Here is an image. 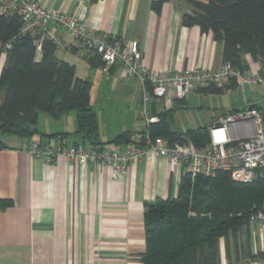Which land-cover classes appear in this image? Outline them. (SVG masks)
Returning a JSON list of instances; mask_svg holds the SVG:
<instances>
[{"label": "crops", "instance_id": "0c3cea01", "mask_svg": "<svg viewBox=\"0 0 264 264\" xmlns=\"http://www.w3.org/2000/svg\"><path fill=\"white\" fill-rule=\"evenodd\" d=\"M38 1L110 37L137 41L143 63L150 70L219 69L224 63L223 44L211 32L203 34L196 26L183 25V0H168L160 12L153 7L157 0ZM52 30L65 44V48L56 49V57L74 65L77 75L91 82L100 141L143 131L142 84L124 77L119 68L104 73L92 64L96 58L67 32L56 27ZM244 59L249 69L264 73V65L249 55ZM5 60L2 53L0 73ZM191 99L174 102L168 115L172 131L202 128L182 131L171 126L175 125L173 112L186 107ZM258 107L264 110L262 105ZM146 109L158 117L166 112L161 104L150 103ZM77 129L75 112L59 120L41 113L34 138L46 144L56 135H64L68 143H87ZM23 140L5 137L0 148V200L10 203L0 208V264H142L145 203L177 195L168 162L155 157L150 162L139 160L127 174L112 178L105 165H74L65 159L47 164L22 151ZM256 250L263 252L264 248L251 233L248 251L255 255Z\"/></svg>", "mask_w": 264, "mask_h": 264}, {"label": "trees", "instance_id": "16d2710c", "mask_svg": "<svg viewBox=\"0 0 264 264\" xmlns=\"http://www.w3.org/2000/svg\"><path fill=\"white\" fill-rule=\"evenodd\" d=\"M183 1L186 4L183 25L196 26L203 34L211 32L223 44L224 63L240 70L249 69L244 59L249 55L254 62L264 65V0ZM166 2L157 0L153 7L160 12ZM40 38V35L22 32L19 16L0 15V55H6L0 73L2 138L32 139L37 135L41 113L59 120L75 112L77 133L87 142L75 145L98 148L129 144L132 133L122 134L110 142L100 141L99 119L91 103V82L80 78L74 65L56 57L57 47L52 41L44 39L38 51L36 42ZM7 44L11 45L10 49H6ZM92 64L101 66V61L96 58ZM230 86L209 87L198 92L213 94L237 88ZM169 114L170 110L159 114V122L150 128L153 137H162L171 145L187 140L199 149L207 145V127L174 132L169 127ZM3 146L2 141L0 148ZM8 204L9 201L0 200V208ZM263 204L264 176L249 184L236 182L223 172L215 177L184 176L175 197L145 203L146 249L141 262L221 264V240L228 243L232 236L237 239L243 230L249 232V217ZM260 255L264 256V250Z\"/></svg>", "mask_w": 264, "mask_h": 264}, {"label": "built area", "instance_id": "2783aa9c", "mask_svg": "<svg viewBox=\"0 0 264 264\" xmlns=\"http://www.w3.org/2000/svg\"><path fill=\"white\" fill-rule=\"evenodd\" d=\"M0 15L19 16L23 33L40 35L36 42L40 51L44 39L57 48H65L52 30L60 28L91 57L99 58L101 70L110 73L119 68L124 77L136 78L143 87L145 129L132 133L124 147L113 144L102 147H84L66 142L61 137L44 144L38 138L24 139L20 149L47 164L65 159L74 165H105L112 178L127 174L131 164L139 160L150 162L153 157L164 158L170 167L178 189L184 176L215 177L223 172L239 183L249 184L264 176V110L249 105L236 113L216 119L209 129L207 145L199 149L191 141L169 144L162 137H153L150 128L159 117L146 109L147 104H161L169 111L175 101H185L191 93L209 87L225 88L232 82L257 85L264 88V74L251 69L240 70L230 63L219 69L185 67L178 71H153L143 63V54L137 41L123 42L117 37L94 30L76 17L43 6L38 0H0ZM11 45L7 44L6 49ZM250 229L260 228L264 248V204L249 217ZM250 264H264V259Z\"/></svg>", "mask_w": 264, "mask_h": 264}, {"label": "rangeland", "instance_id": "374dc122", "mask_svg": "<svg viewBox=\"0 0 264 264\" xmlns=\"http://www.w3.org/2000/svg\"><path fill=\"white\" fill-rule=\"evenodd\" d=\"M238 85L240 86L237 89L225 90L222 93H191L192 99L187 103V106L173 112L175 125L171 123L172 128L175 126L177 129L185 131L196 126L210 127L213 118L228 114L230 111H241L255 103H260L264 107L263 87L239 83L233 86L231 84L230 87ZM176 112L178 113L176 114ZM251 233L260 241L259 227L253 226ZM251 233L245 229L237 239L232 236L229 244L225 240H221L219 251L221 264H250L251 261L264 258L260 255V250H256L255 255L250 254ZM237 255L238 258H236Z\"/></svg>", "mask_w": 264, "mask_h": 264}, {"label": "water", "instance_id": "95a60500", "mask_svg": "<svg viewBox=\"0 0 264 264\" xmlns=\"http://www.w3.org/2000/svg\"><path fill=\"white\" fill-rule=\"evenodd\" d=\"M3 141V138H2V135H1V132H0V143H2Z\"/></svg>", "mask_w": 264, "mask_h": 264}]
</instances>
